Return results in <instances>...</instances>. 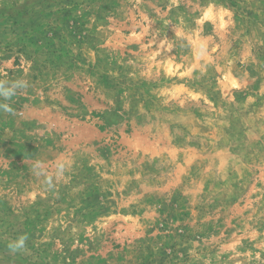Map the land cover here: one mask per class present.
Listing matches in <instances>:
<instances>
[{"label": "rangeland", "instance_id": "374dc122", "mask_svg": "<svg viewBox=\"0 0 264 264\" xmlns=\"http://www.w3.org/2000/svg\"><path fill=\"white\" fill-rule=\"evenodd\" d=\"M13 87L0 264H264V0H0Z\"/></svg>", "mask_w": 264, "mask_h": 264}, {"label": "clouds", "instance_id": "9594fccd", "mask_svg": "<svg viewBox=\"0 0 264 264\" xmlns=\"http://www.w3.org/2000/svg\"><path fill=\"white\" fill-rule=\"evenodd\" d=\"M14 94H15L14 87L13 88H7V89H0V96H3L6 99H10ZM3 107L6 110H9L10 111V109L8 108L7 105H3ZM25 239H26V237H21L14 244H10L9 247H11V248H22Z\"/></svg>", "mask_w": 264, "mask_h": 264}]
</instances>
